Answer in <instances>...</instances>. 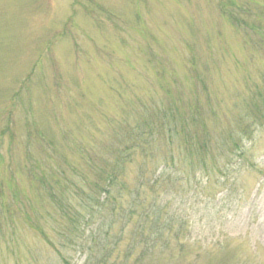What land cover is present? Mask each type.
<instances>
[{
    "label": "rangeland",
    "instance_id": "374dc122",
    "mask_svg": "<svg viewBox=\"0 0 264 264\" xmlns=\"http://www.w3.org/2000/svg\"><path fill=\"white\" fill-rule=\"evenodd\" d=\"M218 1L0 0V128L10 120L16 125L15 160L26 154L28 119L59 136L66 126L74 131L76 146L104 143L126 111L134 117V107L142 101L161 106L167 91L185 93L188 102L176 112L182 116L179 120L188 118L192 112L187 105L204 93L195 83L194 66L208 80V91L221 101L214 108L219 112L216 134L222 138L232 97L251 95L264 73V40L246 31L250 25L245 31L234 29ZM250 2L259 12L253 10L249 22L258 28L264 24V14L259 15L264 0ZM255 129L244 139L242 152H223L220 143L214 146L207 162L218 161L228 175L221 176L213 164L204 175L198 170L196 179L202 177L204 183L197 192L187 181L192 172L187 174L186 168L179 173L169 166L172 179H185L175 181L179 188L170 194L164 187L158 191L168 197L173 210L184 205L188 225L181 235L183 246L173 241L172 249L155 251L143 264H264V125ZM5 141L10 144L8 134ZM177 142L172 152L185 155ZM34 146L35 153L41 151ZM170 150L168 145L155 151L160 162H153L152 173ZM141 159L128 167L130 185ZM23 186V193L30 194L26 181ZM50 207L46 210L54 214ZM113 220L111 234L121 233L123 220ZM20 223L6 231L10 241L1 246L0 264H61L58 252ZM52 225L47 222L44 229L56 237ZM129 233L126 227L121 247ZM64 254L72 264H83L80 253ZM6 255L11 257L6 260Z\"/></svg>",
    "mask_w": 264,
    "mask_h": 264
},
{
    "label": "trees",
    "instance_id": "16d2710c",
    "mask_svg": "<svg viewBox=\"0 0 264 264\" xmlns=\"http://www.w3.org/2000/svg\"><path fill=\"white\" fill-rule=\"evenodd\" d=\"M218 5L234 29L245 31L243 28L250 25L246 31L250 30L264 40V24L253 28L254 24L249 22L253 10L259 12L253 2L219 0ZM260 11L262 17L264 10ZM193 58L192 62L196 56ZM195 68L192 71L195 72V83L204 87V93L191 99L187 106L192 113L184 120H179L182 116L176 111L188 102L185 93L177 91L172 93L176 95L173 97L171 91L165 90L160 99L161 106L154 100L151 103L142 101L138 107L134 103L136 115L131 117V110L126 111L102 144L93 141L89 145L83 142L74 146L71 138L74 131L66 126L62 127L59 136L54 129L46 131L37 120L28 119L27 140L23 142L26 154L20 161L15 160L14 152L18 141L16 125H12L11 120L1 125L0 252H3L2 244L10 241L7 238L10 233L6 231L16 228L19 221L58 252L61 264H72V259L64 254L68 250L80 253L84 257L83 264H143L155 251L172 249L173 241L183 246L181 235L188 225L184 205L173 210L168 197H161L158 191L164 187L170 194L179 188L175 181L185 179H172L167 173L169 166L173 165L179 173L186 168L187 174L192 172V178L187 181L193 182L197 192L204 183L202 177L196 179L198 170L204 175L213 164L211 168L221 176L228 175V170L222 171L220 165H216L218 161L207 162L214 146L220 143L223 152H242L244 139L249 140L255 127L264 125V73L251 95L241 93L232 97L235 100L230 105L232 111L228 108L231 117H227L222 125V138L218 139L216 119L219 112L214 106L221 101L208 91V80L196 73L198 69ZM6 134L10 144L3 143ZM34 142L41 149L38 153L32 149ZM176 142L183 146L185 155L179 152L176 157L172 152ZM168 145L170 153L163 156L166 162L158 164L156 175V171L151 172L153 162H160L155 151L161 147L167 149ZM5 148H9L8 151ZM71 150L76 151L71 155ZM137 157L142 159L134 184L130 185L128 167ZM25 181L31 189L30 194L23 193ZM49 204L54 214L46 210ZM44 213L52 220L46 219ZM117 217L123 220L122 232L111 234L113 219ZM18 218L22 219L16 221ZM47 222L53 223L56 237L47 234L44 229ZM126 227L130 231L129 238L126 237L125 247H121L124 239L121 234ZM9 257L6 255V260Z\"/></svg>",
    "mask_w": 264,
    "mask_h": 264
}]
</instances>
